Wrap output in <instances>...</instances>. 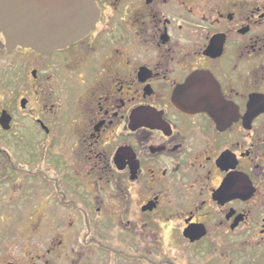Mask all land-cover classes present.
<instances>
[{
	"label": "flooded vegetation",
	"instance_id": "1",
	"mask_svg": "<svg viewBox=\"0 0 264 264\" xmlns=\"http://www.w3.org/2000/svg\"><path fill=\"white\" fill-rule=\"evenodd\" d=\"M97 5L53 53L0 33L1 87L32 81L0 106L18 146L0 186L44 185L62 209L44 252L35 228L5 237L0 264H264V0Z\"/></svg>",
	"mask_w": 264,
	"mask_h": 264
},
{
	"label": "water",
	"instance_id": "2",
	"mask_svg": "<svg viewBox=\"0 0 264 264\" xmlns=\"http://www.w3.org/2000/svg\"><path fill=\"white\" fill-rule=\"evenodd\" d=\"M99 1L0 0V33L9 50L22 47L53 53L81 40L95 27ZM2 118V124H10L7 113Z\"/></svg>",
	"mask_w": 264,
	"mask_h": 264
},
{
	"label": "rangeland",
	"instance_id": "3",
	"mask_svg": "<svg viewBox=\"0 0 264 264\" xmlns=\"http://www.w3.org/2000/svg\"><path fill=\"white\" fill-rule=\"evenodd\" d=\"M19 60L25 65L32 66V59L29 57H24V61L20 57ZM13 61V59H9V64ZM7 78L8 87L5 90L1 87L4 83L0 80V106L16 111L19 109L21 97L24 96L27 87L32 83L30 69L20 68L16 72L9 73ZM33 100L34 98L32 105L35 106ZM16 116L17 119L22 118L17 112ZM33 136V132L30 133L27 136L29 141L26 140V142H31ZM2 149L9 151L10 154H15L18 146L13 143V140H7L5 143V139L0 137V150L2 151ZM1 162L2 156H0V164ZM21 183L23 182L0 186V243L4 242L5 237L17 239L18 233L23 234L26 238L32 229L40 228V235L42 239L44 238L41 241V250L44 252L48 238L46 234L49 233L53 218H57L62 209L57 207L55 202L49 200L48 187L28 183L21 187Z\"/></svg>",
	"mask_w": 264,
	"mask_h": 264
}]
</instances>
